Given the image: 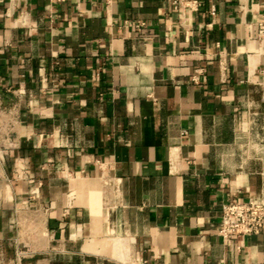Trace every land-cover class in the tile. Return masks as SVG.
<instances>
[{"label":"crops","instance_id":"0c3cea01","mask_svg":"<svg viewBox=\"0 0 264 264\" xmlns=\"http://www.w3.org/2000/svg\"><path fill=\"white\" fill-rule=\"evenodd\" d=\"M230 199L264 203V0H0V264H264Z\"/></svg>","mask_w":264,"mask_h":264},{"label":"built area","instance_id":"2783aa9c","mask_svg":"<svg viewBox=\"0 0 264 264\" xmlns=\"http://www.w3.org/2000/svg\"><path fill=\"white\" fill-rule=\"evenodd\" d=\"M47 1L62 4L71 0ZM104 1L108 3L110 0ZM181 1L171 0V5L173 8H177ZM140 26V23L134 25L135 28ZM219 220L216 234L223 242L247 235H258L264 227V203L255 199L246 201L227 200L220 206Z\"/></svg>","mask_w":264,"mask_h":264}]
</instances>
